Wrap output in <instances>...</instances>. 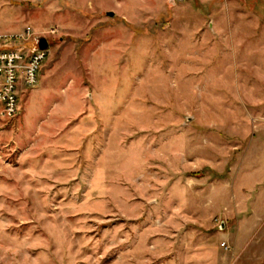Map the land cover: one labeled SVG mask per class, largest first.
Segmentation results:
<instances>
[{"label":"rangeland","instance_id":"374dc122","mask_svg":"<svg viewBox=\"0 0 264 264\" xmlns=\"http://www.w3.org/2000/svg\"><path fill=\"white\" fill-rule=\"evenodd\" d=\"M26 30L0 264H264V0H0Z\"/></svg>","mask_w":264,"mask_h":264},{"label":"built area","instance_id":"2783aa9c","mask_svg":"<svg viewBox=\"0 0 264 264\" xmlns=\"http://www.w3.org/2000/svg\"><path fill=\"white\" fill-rule=\"evenodd\" d=\"M35 39L30 30L0 35V120L15 117L20 95L38 85L48 51L39 50Z\"/></svg>","mask_w":264,"mask_h":264},{"label":"water","instance_id":"95a60500","mask_svg":"<svg viewBox=\"0 0 264 264\" xmlns=\"http://www.w3.org/2000/svg\"><path fill=\"white\" fill-rule=\"evenodd\" d=\"M108 15L110 17H114V13H108ZM35 40L38 43L39 50H41V51H48L49 50V44L45 38L36 37Z\"/></svg>","mask_w":264,"mask_h":264}]
</instances>
